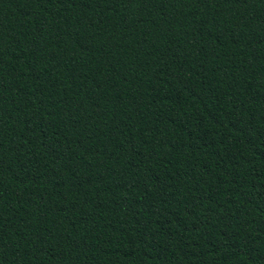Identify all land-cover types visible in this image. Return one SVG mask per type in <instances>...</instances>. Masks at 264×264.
Listing matches in <instances>:
<instances>
[{
  "label": "trees",
  "instance_id": "trees-1",
  "mask_svg": "<svg viewBox=\"0 0 264 264\" xmlns=\"http://www.w3.org/2000/svg\"><path fill=\"white\" fill-rule=\"evenodd\" d=\"M0 264H264V0H0Z\"/></svg>",
  "mask_w": 264,
  "mask_h": 264
}]
</instances>
